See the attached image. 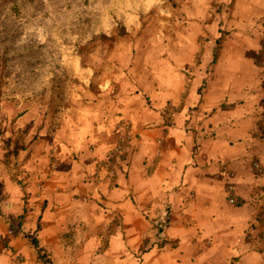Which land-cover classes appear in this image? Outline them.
<instances>
[{
  "label": "crops",
  "instance_id": "1",
  "mask_svg": "<svg viewBox=\"0 0 264 264\" xmlns=\"http://www.w3.org/2000/svg\"><path fill=\"white\" fill-rule=\"evenodd\" d=\"M186 47L171 46L170 59L147 55L144 72L109 70L86 99H72L57 130L70 157L39 176L40 253L0 215V264H241L232 239L241 206L227 201L226 186L246 193L256 116L239 117L231 103L237 73L219 72L199 93L200 78L184 71ZM147 239H169L170 252L141 250Z\"/></svg>",
  "mask_w": 264,
  "mask_h": 264
},
{
  "label": "rangeland",
  "instance_id": "2",
  "mask_svg": "<svg viewBox=\"0 0 264 264\" xmlns=\"http://www.w3.org/2000/svg\"><path fill=\"white\" fill-rule=\"evenodd\" d=\"M85 3L0 0V215L16 235L29 239L46 205L39 176L52 171L56 156L70 157L64 132H57L62 113L70 114L73 100L86 99L95 89L93 81L109 70L120 68L129 76L139 65L144 72L147 55L170 59L171 46L186 45L191 62L184 71L200 78L199 93L209 91L219 72L237 73L240 87L231 103L239 117L256 116L249 132L255 138L253 172L242 185L246 193H233L231 184L226 192L230 204L241 206L232 236L239 241L238 257H245L240 263L264 264V0H166L145 13L139 25L59 48L50 28ZM214 99L218 109L227 98ZM128 139L129 134L120 138ZM164 224L159 222L157 235ZM201 242L210 245L211 239ZM150 249L170 252V240L147 239L141 250Z\"/></svg>",
  "mask_w": 264,
  "mask_h": 264
},
{
  "label": "trees",
  "instance_id": "3",
  "mask_svg": "<svg viewBox=\"0 0 264 264\" xmlns=\"http://www.w3.org/2000/svg\"><path fill=\"white\" fill-rule=\"evenodd\" d=\"M65 3V0H50ZM166 0H86L82 8L71 11L63 17L49 35L58 47L67 50L72 45L87 42L95 34H109L121 27L126 29L139 25L143 15ZM39 219V217H38ZM39 222H36L33 234L28 238L32 246L40 253L37 240Z\"/></svg>",
  "mask_w": 264,
  "mask_h": 264
},
{
  "label": "built area",
  "instance_id": "4",
  "mask_svg": "<svg viewBox=\"0 0 264 264\" xmlns=\"http://www.w3.org/2000/svg\"><path fill=\"white\" fill-rule=\"evenodd\" d=\"M230 201H233V197H230Z\"/></svg>",
  "mask_w": 264,
  "mask_h": 264
}]
</instances>
